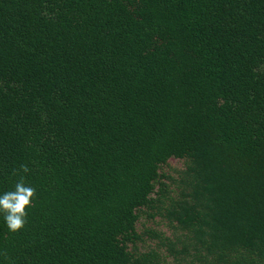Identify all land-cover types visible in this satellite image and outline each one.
Returning <instances> with one entry per match:
<instances>
[{"label":"trees","instance_id":"trees-1","mask_svg":"<svg viewBox=\"0 0 264 264\" xmlns=\"http://www.w3.org/2000/svg\"><path fill=\"white\" fill-rule=\"evenodd\" d=\"M21 177L0 264H264V0H0V195Z\"/></svg>","mask_w":264,"mask_h":264},{"label":"clouds","instance_id":"clouds-1","mask_svg":"<svg viewBox=\"0 0 264 264\" xmlns=\"http://www.w3.org/2000/svg\"><path fill=\"white\" fill-rule=\"evenodd\" d=\"M21 168L25 173L29 171L27 165H22ZM35 195V188L26 186L23 177L15 184L14 190L0 195V213L3 214L10 232L17 233L23 229L28 215L27 209L32 206Z\"/></svg>","mask_w":264,"mask_h":264},{"label":"rangeland","instance_id":"rangeland-1","mask_svg":"<svg viewBox=\"0 0 264 264\" xmlns=\"http://www.w3.org/2000/svg\"><path fill=\"white\" fill-rule=\"evenodd\" d=\"M181 165L182 163L179 159L172 157L169 159V164L167 166H163L162 170L167 173H173L174 171H176V169L181 167ZM142 225H146V227H151V228L158 227L159 229H166V226L159 219L153 221V220L146 219V217H141L140 222H139V226L141 227V229H143ZM142 243H145V242H142Z\"/></svg>","mask_w":264,"mask_h":264}]
</instances>
